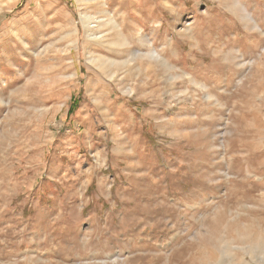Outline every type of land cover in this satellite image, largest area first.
<instances>
[{
  "label": "rangeland",
  "instance_id": "1",
  "mask_svg": "<svg viewBox=\"0 0 264 264\" xmlns=\"http://www.w3.org/2000/svg\"><path fill=\"white\" fill-rule=\"evenodd\" d=\"M100 2L0 0V264H264V0Z\"/></svg>",
  "mask_w": 264,
  "mask_h": 264
},
{
  "label": "bare ground",
  "instance_id": "2",
  "mask_svg": "<svg viewBox=\"0 0 264 264\" xmlns=\"http://www.w3.org/2000/svg\"><path fill=\"white\" fill-rule=\"evenodd\" d=\"M93 1H96L97 3H101L100 2V0H93ZM105 13V12H104ZM91 18V17H90ZM116 26H117V24H116V22L115 21H110V20H108V19H105L104 21H101L100 23H99V26H98V28L99 29H105L106 28V30L108 29V31L109 32H111V31H115L116 30ZM98 36V35H97ZM99 38V37H98ZM104 39V37H102V38H100L99 40H103ZM246 48V47H245ZM166 55V54H165ZM158 56H159V54L158 53H156V54H154V55H152V56H150L149 58L151 59V60H155L156 61V59H159L158 58ZM162 57V56H161ZM99 64H101V63H99ZM111 64H113V63H111ZM110 64V65H111ZM124 64H126V63H123L122 65H124ZM94 65V64H93ZM101 66V65H100ZM103 68V67H102ZM208 71V70H207Z\"/></svg>",
  "mask_w": 264,
  "mask_h": 264
}]
</instances>
